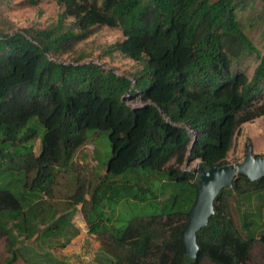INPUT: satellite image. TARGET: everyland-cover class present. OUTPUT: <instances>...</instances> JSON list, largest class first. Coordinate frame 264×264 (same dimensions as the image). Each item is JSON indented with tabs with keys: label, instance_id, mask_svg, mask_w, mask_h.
Returning a JSON list of instances; mask_svg holds the SVG:
<instances>
[{
	"label": "trees",
	"instance_id": "trees-1",
	"mask_svg": "<svg viewBox=\"0 0 264 264\" xmlns=\"http://www.w3.org/2000/svg\"><path fill=\"white\" fill-rule=\"evenodd\" d=\"M255 1L57 0L55 24L0 31V172L17 171L11 186L0 188L4 264L18 258L26 264H69L33 242L65 236L64 247L75 233L67 230L71 221L59 215L51 190L57 172L74 166L88 130L107 132L111 146L86 218L90 234L108 241L90 264H189L182 237L197 187L195 175L180 166L186 159L225 165L237 128L264 115V52L239 16ZM259 2L264 24V0ZM102 25L117 26L123 36L109 52L141 62L132 78L83 58L70 63L51 58ZM248 54L257 59L250 78L235 67ZM135 96L142 104L133 107L126 100ZM31 118L41 123V136L27 127ZM127 171L138 181L122 177ZM156 181L162 191L172 186L161 213L135 217L122 228L109 220L100 227L91 219L101 191L117 186V199H135L130 192L137 186L157 197ZM74 183L69 198L82 204L87 182L79 174ZM262 188L264 177L250 181L239 175L220 191L207 224L196 232L195 264L203 257L215 264H250L249 252L256 243L264 245V231L258 237L242 234L241 195Z\"/></svg>",
	"mask_w": 264,
	"mask_h": 264
},
{
	"label": "rangeland",
	"instance_id": "rangeland-1",
	"mask_svg": "<svg viewBox=\"0 0 264 264\" xmlns=\"http://www.w3.org/2000/svg\"><path fill=\"white\" fill-rule=\"evenodd\" d=\"M259 4V0H256L252 8L247 7L241 10L239 16L246 34L251 38L254 45L261 52H264V24L259 17L261 9ZM60 11L61 7L58 5L57 0H0V31L14 33L23 29L46 28L56 23ZM69 21L70 18H66L64 23L67 24ZM122 38L121 31L117 26H95L88 36L77 40L71 50L51 58L64 63H70L76 58H83L82 62H95L101 64L105 69H112L119 75L132 78L142 68L141 62L132 60L115 50L109 52L110 46ZM256 64L257 59L255 56L248 54L236 63L235 67L250 78ZM262 100L263 98H259L255 101ZM126 102L133 107L142 104L138 96L128 97ZM257 118L243 123L237 128L232 147L226 156V164H236L242 161L248 145L252 147L254 154L264 155V115ZM253 120H255L254 123H249ZM27 127L35 130L38 136L43 133V127L37 118H31L27 123ZM86 136L88 142L79 147L74 153V166L68 170L57 172L51 190V197H53L52 200H55L53 203L59 215L61 214L71 221L72 226L67 230L72 231L75 228L79 233V236L70 243L69 249L54 250V255L64 259L69 264L92 263L97 251L101 247L107 246L108 241L106 235L99 238L95 234H90L87 229L86 218L87 211L91 206V193L102 178L105 164L111 155V146L107 132L88 130ZM39 147L40 140L37 138L33 148L35 153H38ZM171 163H173V160L166 162L164 167ZM198 163V159H186L180 169L190 171L195 175L194 169ZM77 168H79V172ZM16 172H0V188L11 186V178L17 175ZM79 174L87 182L85 196L87 200L82 204H75L69 197L75 187L74 179ZM122 177L131 180L133 183L138 181L130 171L125 172ZM158 185H162V183L159 181L155 183L157 189L154 188V191L157 192V197H155L153 190L142 191L137 186L130 192V194L137 195L135 199L131 197L117 199V186L109 188L107 194L101 191L98 195L99 201L91 211L90 217L93 222L99 221L100 227L109 220L114 226L122 228L135 217L161 213L168 207L165 200L172 192V186L168 183L162 191ZM241 201L243 205L240 211V219L246 222L245 227L242 226L241 228L242 234L258 237L264 231V188L251 193H243ZM230 203L232 206L233 202ZM233 215L235 216L234 211ZM57 222H62V219L59 218ZM65 240V236H59L46 239L43 243H40L39 240L34 241L33 244H36L37 249H39L50 242L51 244H49L56 248ZM6 257L5 238L1 237L0 264H4ZM21 260V258H18L14 264H24ZM247 262L250 264H264V245L256 243L249 252ZM200 264L215 263L207 257H203Z\"/></svg>",
	"mask_w": 264,
	"mask_h": 264
},
{
	"label": "water",
	"instance_id": "water-1",
	"mask_svg": "<svg viewBox=\"0 0 264 264\" xmlns=\"http://www.w3.org/2000/svg\"><path fill=\"white\" fill-rule=\"evenodd\" d=\"M197 195L190 210L183 232V252L189 258V264H195L198 244L196 232L207 224L214 212L213 201L223 188L232 186L236 176L242 175L250 181L264 177V155H256L252 147H246L242 161L236 164H205L199 162L194 169Z\"/></svg>",
	"mask_w": 264,
	"mask_h": 264
},
{
	"label": "crops",
	"instance_id": "crops-1",
	"mask_svg": "<svg viewBox=\"0 0 264 264\" xmlns=\"http://www.w3.org/2000/svg\"><path fill=\"white\" fill-rule=\"evenodd\" d=\"M258 119V118H257ZM257 119H255V120H257ZM255 120H253V121H251V122H249V123H254V121ZM246 123V122H245ZM257 154V153H256ZM52 202H54L55 200H51ZM56 208V207H55ZM55 208H53V210L55 209ZM76 226V225H75ZM74 230L73 231H75V233H73V235L71 234H68V236L70 235V238H69V240H68V242L65 244V246L64 247H61L60 245H58L56 248H53V246H50V245H43V247L42 248H40V252H50V253H53L54 254V250L55 249H59V250H62V249H69V247H70V243L71 242H73L78 236H79V233H78V230L77 229H75V228H73ZM47 237H50V238H55L56 236L54 235H52V234H50V235H48V236H41V238H44V239H47ZM59 237V236H58ZM29 241H24L23 243H28ZM42 245V244H41ZM34 246H36V245H34ZM21 262H23L22 260H21ZM24 263V262H23ZM24 264H26V263H24Z\"/></svg>",
	"mask_w": 264,
	"mask_h": 264
}]
</instances>
